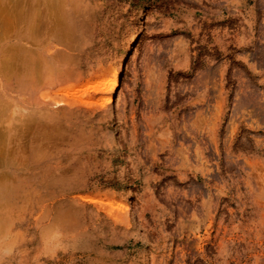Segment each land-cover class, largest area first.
Returning a JSON list of instances; mask_svg holds the SVG:
<instances>
[{"label": "rangeland", "instance_id": "rangeland-1", "mask_svg": "<svg viewBox=\"0 0 264 264\" xmlns=\"http://www.w3.org/2000/svg\"><path fill=\"white\" fill-rule=\"evenodd\" d=\"M64 1L0 0V264H264V0Z\"/></svg>", "mask_w": 264, "mask_h": 264}, {"label": "bare ground", "instance_id": "bare-ground-1", "mask_svg": "<svg viewBox=\"0 0 264 264\" xmlns=\"http://www.w3.org/2000/svg\"><path fill=\"white\" fill-rule=\"evenodd\" d=\"M34 2H35L34 3V5H35L34 10H35V16H36L35 19H37L36 20L38 22L37 24L43 25L44 28H46L49 32H51V34L56 35V37L59 34H63L62 36H64L65 31H67L66 27L68 24H66V23L63 24V22L67 21L70 18V16H71L70 14H71V10H72V9L70 10L71 6L68 7L67 3H65L66 1H64V0H34ZM65 19H67V20H65ZM70 25H72V23ZM37 27L40 28L41 26L39 27L37 25ZM69 27H68V29H69ZM73 27H70V29H72ZM63 31H64V33H63ZM67 32H66V34H67ZM66 34H65V36H66ZM16 53L18 55L15 57L16 59L13 61V64H9L10 67L6 66L9 71L11 70L10 71L11 73H12L13 69L19 70V72H20V73H18L19 75L20 74L21 75H31V74L35 75L38 73L39 63H40L39 60L25 56V51L23 52V48H21V47L16 49ZM124 58H125V54L122 53L120 55V60H119L118 64L115 67H113L109 72H107L106 70H102L100 75H98V77L95 79V81L90 86L93 88L94 95L98 96V97H96L97 98L96 100H97L99 107L103 108L107 112L110 119H112V108H111V105L113 103L112 96L115 93V91L119 85V82H118L119 71L122 67ZM6 60L8 61V58H6ZM4 67H5V65H4ZM34 104L35 103L30 101V102H28L27 105L29 108H34ZM14 106L17 107L16 104H14ZM19 109L17 110L18 115L19 116H26L25 114L21 113L22 111L21 110L19 111ZM9 118H11V117H9ZM9 120H11V119H9ZM6 131L9 132V129H6ZM114 143H115V140L113 138L112 146H114ZM21 160H22V158H21ZM9 164H11V162H9ZM6 189H11V190L18 192V193H24V192H26L27 186H25V185L6 186ZM81 199L87 200L85 198H81ZM88 200L91 201L90 199H88ZM119 208L120 207L118 205V206H116L115 209L118 211ZM125 210L128 211L127 205L125 206ZM133 224L129 223V225H132V226H133Z\"/></svg>", "mask_w": 264, "mask_h": 264}]
</instances>
